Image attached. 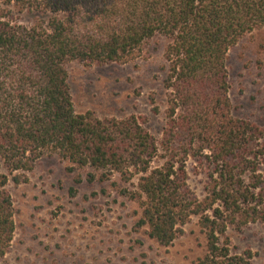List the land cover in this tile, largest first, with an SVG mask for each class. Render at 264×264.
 I'll use <instances>...</instances> for the list:
<instances>
[{
	"label": "trees",
	"instance_id": "obj_1",
	"mask_svg": "<svg viewBox=\"0 0 264 264\" xmlns=\"http://www.w3.org/2000/svg\"><path fill=\"white\" fill-rule=\"evenodd\" d=\"M256 30L264 0H0V261L15 229L6 185L26 183L55 155L69 171L97 172L92 180L135 179L122 194L158 245L198 217L206 250L197 264H250V250L232 253L228 230L264 223V131L233 116L225 63ZM156 38L166 42L160 138L133 115L75 112L67 64H127ZM188 160L206 176L202 200L188 186Z\"/></svg>",
	"mask_w": 264,
	"mask_h": 264
},
{
	"label": "rangeland",
	"instance_id": "obj_2",
	"mask_svg": "<svg viewBox=\"0 0 264 264\" xmlns=\"http://www.w3.org/2000/svg\"><path fill=\"white\" fill-rule=\"evenodd\" d=\"M162 38L151 40L141 58L127 64L85 67L67 64L68 84L77 114L92 111L100 118L138 117L160 138L164 124L166 64ZM226 71L233 116L264 131V30L242 38L227 53ZM159 109L152 112L150 99ZM55 155H45L27 175V182L6 185L13 205L11 247L0 264H197L206 241L198 217L183 226V234L163 247L138 227L140 208L124 189L136 183L92 180L89 168H74ZM187 183L198 200L207 179L192 160ZM231 251L250 250V264L264 263V223L230 228Z\"/></svg>",
	"mask_w": 264,
	"mask_h": 264
}]
</instances>
